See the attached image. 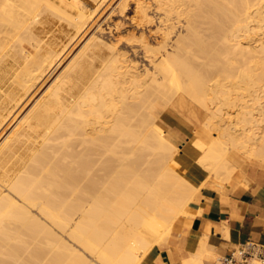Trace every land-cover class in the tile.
Returning <instances> with one entry per match:
<instances>
[{
	"label": "bare ground",
	"instance_id": "bare-ground-1",
	"mask_svg": "<svg viewBox=\"0 0 264 264\" xmlns=\"http://www.w3.org/2000/svg\"><path fill=\"white\" fill-rule=\"evenodd\" d=\"M80 1L46 0L76 30L61 51L35 35L39 14L21 25L20 2L0 0V141L41 94L0 144V264H142L180 216L195 215L204 183L231 177L230 150L264 161V104L245 95L264 91V0L117 1L136 29L149 26L142 66L118 46L136 30L108 15L92 33L103 18ZM258 32L244 47L240 37ZM177 96L204 107L200 133L170 107ZM216 103L236 105V123L220 119L208 142ZM165 111L188 130L185 148L161 129Z\"/></svg>",
	"mask_w": 264,
	"mask_h": 264
},
{
	"label": "crops",
	"instance_id": "crops-1",
	"mask_svg": "<svg viewBox=\"0 0 264 264\" xmlns=\"http://www.w3.org/2000/svg\"><path fill=\"white\" fill-rule=\"evenodd\" d=\"M177 98L170 107L200 133L205 110ZM163 117L161 129L185 148L190 134L184 124L166 111ZM228 158L235 169L230 180L211 177L204 183L192 200L195 215L180 216L166 241L152 249L142 264H194L201 249L205 253L202 264H226L223 259L230 255L237 261L234 264H240L238 254L246 242L264 246V161L234 153Z\"/></svg>",
	"mask_w": 264,
	"mask_h": 264
},
{
	"label": "rangeland",
	"instance_id": "rangeland-1",
	"mask_svg": "<svg viewBox=\"0 0 264 264\" xmlns=\"http://www.w3.org/2000/svg\"><path fill=\"white\" fill-rule=\"evenodd\" d=\"M22 1V2H21ZM21 1H19L18 0V2H20L19 3V6H22V8L20 7V12H21V14H22V22H20V24L22 25V23H24V21H25V23H28L27 22V20L28 21H30V19L34 16V15H37V14H39V17H41V19H42V21H43V24L44 25H36L34 28H33V30H34V32H35V35H37V37L38 38H42L43 40H47L46 42H50L49 44L54 48V49H56V50H63L67 45H70V42H71V38L73 37V35H75V33H76V30H75V28H74V26L72 25V23L70 22V21H68V20H66V19H62L59 15H56V13H52V12H50V11H46V8L49 6L47 3H46V0H21ZM80 1V0H79ZM82 1V3L86 6V9L87 10H89V12H91V10L93 11L94 9H96V11H98L97 12V17L95 16V20L98 18V16L100 15V17H99V19L98 20H100V19H102L100 22H96L97 23V25H96V27H95V29L92 31V33L101 25V23L103 22V20L108 16V15H110L109 16V18H108V20L106 21V23L107 24H110V25H112V24H114L115 22H117L118 21V23H120V24H123L124 26L123 27H125L126 29H128L127 27H129V29L128 30H130L131 28L133 29H131L132 30V32L134 33V31L136 30V32H135V35H136V41L134 42L133 41V43H131L130 42V44L131 45H129L128 46V44L129 43H127L126 41H124L123 40V42L121 43V44H119L118 46H120L119 48L120 49H122L124 52H126V53H128L127 55L129 56V58H131V59H133V60H137V62H140V63H138V64H140V66H142V65H144L145 63L147 64L148 62H147V60H145V57L143 56L144 54L142 53L143 51H142V42L141 41H139L140 40V34H141V32H142V30L143 29H146V31L149 29V26H148V28H145V27H140V26H138V28L136 29V27H137V24H136V22H132V20H130L131 18L129 17V16H126L124 13H121V12H119L117 9L116 10H113L114 9V7L119 3V2H117V1H120V0H106L105 1V3L103 4V6L100 8V7H98V5H99V1L100 0H81ZM80 1V2H81ZM114 3H115V5H114ZM21 4V5H20ZM110 4V5H109ZM106 6V7H105ZM98 8V9H97ZM103 12V13H102ZM116 12H117V14H116ZM113 13H114V15H113ZM116 14V15H115ZM122 14V15H121ZM59 17L61 18V20L59 19ZM111 18V19H110ZM112 18H113V20H112ZM116 18H117V20H116ZM120 18V20H121V22H120V20H118ZM25 19V20H24ZM97 20V21H98ZM130 21V22H129ZM106 23H104V24H102V27H104V29L106 28ZM19 24V25H20ZM126 24V25H125ZM132 24H133V26H132ZM19 25H18V30L17 31H15V32H21V30H20V27H19ZM127 25H129V26H127ZM131 25V26H130ZM154 26V25H153ZM153 26H150V27H153ZM125 28H123L122 29V31L123 30H125ZM46 32V33H45ZM260 33H261V31H259ZM258 32V33H259ZM91 33V34H92ZM259 33V35L258 34H252V35H244V36H241L240 37V40H241V42L244 44V47H248V46H251V47H253V46H255L256 44H258V42H257V40H259V38H261L262 37V35ZM90 34V35H91ZM110 34V35H109ZM116 34V33H115ZM137 34H139V35H137ZM44 35H45V37H44ZM90 35H89V37H90ZM88 37V38H89ZM87 38V39H88ZM103 38H104V40L105 41H107V42H109V41H113V39H114V35H113V33L111 34L110 32H108V29H106L105 30V32H103ZM109 39H111V40H109ZM52 42V43H51ZM126 42V43H125ZM137 42H138V44H140V46L137 44ZM141 42V43H140ZM125 43V44H124ZM27 46H29V44L26 42L25 43ZM123 44V45H122ZM135 44V45H134ZM137 44V45H136ZM126 45V46H125ZM72 47V45L70 46V48ZM141 47V48H140ZM81 48V47H80ZM79 47L77 48V50H75L76 52L80 49ZM135 48H136V50H135ZM75 49H76V47H75ZM74 51V50H73ZM132 51V52H131ZM72 53V52H71ZM136 53V54H135ZM71 55V54H70ZM69 55V56H70ZM69 56H67V59H69L68 61H67V59L65 60L64 59V61H63V65L61 64L59 67H61V70H63V68L71 61V59L73 58V56L72 57H69ZM142 59V60H141ZM66 61V62H65ZM240 61V62H239ZM65 62V63H64ZM232 65H233V62H235L234 63V65H236V66H238V67H235V68H239V66L241 67L242 66V57H240V56H236V57H234L233 59H231V61H229ZM238 63V65H237V63ZM65 64V65H64ZM63 67V68H62ZM61 70H60V72H61ZM240 70V69H239ZM239 70H237L236 71V76L239 74ZM59 72V73H60ZM59 73H56V77L59 75ZM55 74V73H54ZM56 77H54V79L56 78ZM235 77V76H234ZM230 78V80H229V84H230V86H231V83H232V86H231V88H232V94H231V98H235L236 100H237V98H242V89H240V88H238L239 86H238V83H237V81H238V78L236 79V78ZM51 79V78H50ZM54 79H52V81L54 80ZM233 81H232V80ZM237 80V81H236ZM49 81V80H48ZM52 81H49L50 83L52 82ZM234 82H235V84L237 83V85H235L234 84ZM213 83V81L211 82V84ZM234 84V85H233ZM238 86V87H237ZM48 87V86H47ZM46 87V88H47ZM45 88V89H46ZM233 88H234V90H233ZM239 92H241V93H239ZM245 92H246V94H245ZM245 92H243V94H245V95H249L248 96V98L247 99H250V102L249 103H252V104H256V103H258V102H263V104H264V91L263 90H261V89H259V88H254L253 89V92H251V93H247V91H245ZM239 93V94H238ZM36 96V95H35ZM41 96V94L39 95V97ZM39 97L37 96V97H33V99L32 100H34L33 101V103L32 104H30V103H28L27 105H26V108H24L23 109V111L24 112H22L21 111V115L19 116L20 118L18 119V121L13 125V124H11V125H13V126H11L9 129V131L7 132V134L2 138V140L0 141V144L3 142V140L7 137V135L15 128V126L18 124V122H20V120L27 114V112L29 111V109L34 105V103L39 99ZM31 100V101H32ZM30 101V102H31ZM192 101V100H191ZM241 101H242V99H241ZM240 101V102H241ZM193 102V104H194V106H196V108L198 107L200 110H202L201 108H203L204 109V107H202L201 105H199L198 103H196V102H194V101H192ZM239 102V103H240ZM238 103V102H237ZM29 106V107H28ZM201 107V108H200ZM28 108V109H27ZM215 109H220L221 111H220V114H222V116H220V115H218V116H216V117H214V119H213V122L215 123V122H218V126H217V129L214 127V125H210V128L208 127V131H209V133H210V138H209V140H208V142H211V141H213V140H215L216 139V137H215V135L217 134L218 135V137H219V134L220 133H218L219 132V128H220V125L222 124V123H225V122H223V121H221L220 122V119H222V120H224V121H226V126H227V124H229L228 126H230V124H231V126H233V122H235L236 123V118H235V116H236V114L238 113V107L236 106V105H234V104H232L231 106H226V105H224V104H222V103H216L215 104V107H214ZM214 109V110H215ZM25 110H27V111H25ZM231 119H230V118ZM228 118H229V120H228ZM231 120V121H230ZM233 121V122H232ZM232 122V123H231ZM215 125H217V123L215 124ZM230 126V127H231ZM236 126H238L239 127V124L238 125H236ZM219 127V128H218ZM8 130V129H7ZM212 130V131H211ZM214 134V135H213ZM216 135V136H217ZM211 138H212V140H211ZM231 153H234V154H237V155H239L240 153L238 152V151H236V150H230L229 152H228V156L231 154ZM242 155V154H241ZM242 157H245L244 155H242ZM247 158V157H246ZM222 181H225V180H222ZM169 235H167L166 237H165V239L162 241V243L164 242V241H166V239H167V237H168Z\"/></svg>",
	"mask_w": 264,
	"mask_h": 264
},
{
	"label": "built area",
	"instance_id": "built-area-1",
	"mask_svg": "<svg viewBox=\"0 0 264 264\" xmlns=\"http://www.w3.org/2000/svg\"><path fill=\"white\" fill-rule=\"evenodd\" d=\"M238 258L240 264H250L251 260L255 258L260 260V264H264V246L248 241L243 245L242 250L238 254ZM236 262L233 255L223 259V263L226 264H234Z\"/></svg>",
	"mask_w": 264,
	"mask_h": 264
}]
</instances>
